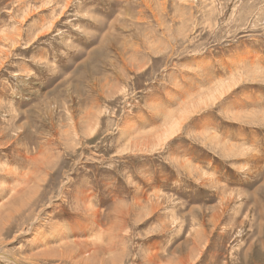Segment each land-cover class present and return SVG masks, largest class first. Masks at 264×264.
Wrapping results in <instances>:
<instances>
[{"label": "rangeland", "instance_id": "obj_1", "mask_svg": "<svg viewBox=\"0 0 264 264\" xmlns=\"http://www.w3.org/2000/svg\"><path fill=\"white\" fill-rule=\"evenodd\" d=\"M0 248L264 264V0H0Z\"/></svg>", "mask_w": 264, "mask_h": 264}, {"label": "bare ground", "instance_id": "obj_2", "mask_svg": "<svg viewBox=\"0 0 264 264\" xmlns=\"http://www.w3.org/2000/svg\"><path fill=\"white\" fill-rule=\"evenodd\" d=\"M26 158H27V156H26ZM29 161V160H28ZM26 176V175H25ZM24 177V176H23ZM65 177V176H64ZM21 178H22V176H21ZM64 179V178H63ZM29 180V179H28ZM31 180V179H30ZM29 180V181H30ZM65 180V179H64ZM66 181V180H65ZM25 182V181H24ZM69 182V181H68ZM27 184V183H26ZM28 185V184H27ZM66 185V184H65ZM68 186V185H67ZM64 187H66V186H64ZM65 189V188H64ZM53 192V191H52ZM67 192V191H66ZM82 193V192H81ZM55 195V194H54ZM57 195V194H56ZM84 193H82L81 194V197H80V200L81 199H83V200H85L84 199ZM53 197V196H52ZM57 197V196H56ZM61 198V197H60ZM65 198V197H64ZM85 198H86V196H85ZM40 199V198H39ZM42 199V198H41ZM40 199V200H41ZM55 199V198H54ZM23 200V199H22ZM21 200V201H22ZM28 200H29V198H28ZM74 200V199H73ZM79 200V201H80ZM20 201V200H19ZM24 201V200H23ZM42 201V200H41ZM86 201V200H85ZM85 201H84V203H85ZM39 202V201H38ZM48 202V201H47ZM81 202H82V200H81ZM22 203V202H21ZM28 203V202H27ZM76 203V202H75ZM79 203V202H78ZM83 203V202H82ZM81 203V204H82ZM83 203V205H85ZM24 204H26V202H24L22 205H24ZM60 204V203H59ZM37 206V205H36ZM57 206V205H56ZM42 207V206H41ZM43 207H46V205L45 206H43ZM51 207H52V205H51ZM86 207V206H85ZM16 209V208H15ZM50 209V208H49ZM88 209V207L85 209V210H87ZM48 210V209H47ZM50 210H53V209H50ZM49 210V211H50ZM55 210V209H54ZM64 210V209H63ZM38 211V210H37ZM59 211V210H58ZM62 211V210H61ZM27 213V212H26ZM44 213V212H43ZM67 213V212H66ZM85 213V212H84ZM96 213V212H95ZM94 213V214H95ZM60 214V213H59ZM68 214H70V213H68ZM89 214V213H88ZM87 214V215H88ZM35 215V216H34ZM85 215V214H84ZM96 215V214H95ZM49 216V215H48ZM32 217V216H31ZM60 217V216H59ZM47 218V215H46V217H42L41 215H40V213H38V214H33V218H32V220H31V222L27 225L26 224V226L24 225V227H23V229L21 228L20 229V231H19V234H30V233H32V232H34V231H39V229H41V227H43L45 230H48L47 232L48 233H43V231L42 232H38L37 233V235H36V239H35V241H34V243L33 244H40V245H46L49 241H50V239H53L54 237L56 238H54L55 239V241L56 242H58V243H63V242H65L66 240H69L70 239V236H71V234L73 235V236H75L76 237V234H75V232L73 233V231L75 230H73V231H70V233H69V235L67 236V230H64V227L65 228H67V227H70V226H73V224H65L64 223V220H61L60 222H58V224L57 223H53V222H50L51 221V219L49 220V219H46ZM94 218V217H93ZM95 218H97L98 219V217H95ZM24 220H26V219H24ZM97 221V220H96ZM99 221V220H98ZM27 221H25V223H26ZM29 222V221H28ZM46 222L48 223V225L46 224ZM66 222V221H65ZM76 222V221H75ZM24 223V222H23ZM71 223V222H70ZM22 224V223H21ZM75 225V224H74ZM20 227V226H19ZM73 228H75V227H73ZM78 228H79V226H78ZM100 228V227H99ZM98 228V229H99ZM9 229V228H8ZM15 229H16V227H15ZM9 230H11V229H9ZM79 230V229H78ZM12 231H13V229H12ZM99 231V230H98ZM10 232V231H9ZM82 235L84 234V231L82 230ZM7 233V232H6ZM35 233V232H34ZM77 233V232H76ZM260 233V232H259ZM17 234V233H16ZM18 234V235H19ZM36 234V233H35ZM22 236V235H21ZM77 236H78V234H77ZM81 236V235H80ZM79 236V237H80ZM79 239V238H78ZM65 240V241H64ZM71 240V242L72 243H69V244H66V245H68V246H70L69 248H71L72 249V247L71 246H74L73 248L74 249H76V250H78L79 252H81V255H82V253H83V251H85V250H82V248H85L86 250L88 249V248H90L91 247V245L87 248V246H85L84 244H80V242H76V241H74L73 240V238L72 239H70ZM32 241V240H31ZM81 241V240H80ZM86 241V240H85ZM87 242V241H86ZM83 243H84V241H83ZM88 243V242H87ZM115 244V243H114ZM39 245V246H40ZM93 245V244H92ZM95 245V244H94ZM104 245V244H103ZM33 246V245H32ZM64 246H65V244H64ZM63 247V246H62ZM110 247V246H109ZM93 248H95V246L93 247ZM92 248V249H93ZM98 248V247H97ZM92 249H91V251H92ZM96 249V248H95ZM63 250V251H62ZM61 250V253H62V255H63V257L65 256V258L66 259H69V258H73L74 257V255H73V252L69 249V250H66V249H62ZM75 250V251H76ZM89 250V249H88ZM250 250V249H249ZM77 252V251H76ZM52 253V252H51ZM86 253V252H85ZM91 253V252H90ZM74 254H75V252H74ZM15 255V254H14ZM14 255H13V253H9L7 250H5L4 248H0V264H23V263H20L19 261H18V259L17 258H15L14 257ZM40 255V254H39ZM83 255H85V254H83ZM82 255V256H83ZM77 256V255H76ZM79 256V255H78ZM81 256V257H82ZM87 256V255H86ZM86 256H83L84 258L86 257ZM249 257V256H248ZM262 257V256H261ZM83 258V259H84ZM29 259V258H28ZM35 260V259H34ZM70 260V259H69ZM262 260H263V257H262ZM262 260H261V262H262ZM27 261V260H26ZM25 261V262H26ZM32 261V262H31ZM260 261V260H259ZM27 262H29V263H32V264H34L33 263V260H31V259H29V261H27ZM179 263H181V264H184V261H178ZM248 259L246 258L245 259V263H247L248 264ZM251 264V263H250Z\"/></svg>", "mask_w": 264, "mask_h": 264}]
</instances>
